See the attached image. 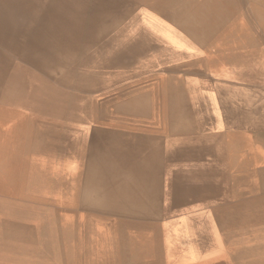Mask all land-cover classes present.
I'll return each instance as SVG.
<instances>
[{"label": "bare ground", "instance_id": "6f19581e", "mask_svg": "<svg viewBox=\"0 0 264 264\" xmlns=\"http://www.w3.org/2000/svg\"><path fill=\"white\" fill-rule=\"evenodd\" d=\"M110 1L115 8L120 4L142 7L157 19L156 30L162 37L154 42L156 37L137 33L135 39H127L119 29L110 37L112 48H118L114 60L122 63L139 53L140 59L160 61L165 48L153 46L167 42L183 50L166 62H173L169 66L185 70L186 75H168L171 72L165 68L169 66L136 77L132 71L127 75L132 77L104 90L85 93L87 96L74 93L72 97L82 103L83 111L77 105L61 106L64 109L57 112L65 115L64 120L58 118L61 121L45 134L40 132L41 136L31 138L30 131L45 125L51 128L49 115L45 120L42 116L28 120L24 126L12 123L13 133L2 130L0 264H264V233L258 231L264 204L258 206L257 197L158 220L163 211L160 179L169 171L168 162L173 167L184 166V158L192 159L187 167L169 171L173 181L169 188L173 189L167 193H171L172 207L216 200L237 185L258 187L257 174L248 169L254 161L248 157L252 151L248 149L246 157H241L246 151H235L224 160L227 153L221 145L234 127L264 124L263 103L258 101L254 112L246 97L255 93L249 85L211 81L193 72L197 67L203 69L202 61L208 62L204 68L209 72L218 69L221 76L226 73L231 78L236 76L230 70L232 65L239 73L253 65L251 69L262 72L264 0H249L255 25L259 23L258 33L245 20L240 0ZM2 8L0 27L13 30L18 24L14 12L5 13ZM18 22L27 29L32 25ZM18 38L34 46L38 41L24 33ZM10 54L0 48V105H22L35 115L55 110L51 104L57 101L52 94L49 98L32 86L29 68ZM16 88L20 95L12 101ZM256 95L264 98V91L258 87ZM167 104L192 122L185 125L191 132L166 134ZM67 121H74L77 129L70 128ZM0 128L5 126L0 124ZM243 165L248 170L242 171ZM17 166L20 170L14 171ZM62 169H68L67 174L70 171L72 183L66 182ZM263 171L261 168L260 173ZM232 172L246 182L237 180ZM54 180L59 184L55 192L41 198L39 190L45 186L41 182L50 186ZM67 187L65 202H60L58 194ZM46 202L48 206L43 205ZM144 216L148 220L143 221Z\"/></svg>", "mask_w": 264, "mask_h": 264}, {"label": "rangeland", "instance_id": "374dc122", "mask_svg": "<svg viewBox=\"0 0 264 264\" xmlns=\"http://www.w3.org/2000/svg\"><path fill=\"white\" fill-rule=\"evenodd\" d=\"M239 3L243 10L242 14L245 20L249 21L250 23L252 22L251 24L258 33V29L260 27H259V23L258 24L256 23L255 25L254 12L251 10L249 6L250 1L240 0ZM97 5H100V8L96 7ZM115 7H114V2L110 0H55L52 3H48L45 0H18V1L0 0V8H2L1 10L4 9L5 13L7 11H11V12L13 11L14 19L16 23H18L13 30L7 29L6 27H0V37H1L0 48L5 52H7L8 54L13 53L14 55L13 54L10 55L15 60L23 62L29 68V70L31 71L30 73L32 74L31 76H28L29 77L28 81L32 84V86H36L42 89L43 92H45L46 95H48V97L49 94H52L51 95L52 100L57 101L56 103L52 102L51 104L52 106H55L57 109L54 108L55 110H46L48 111V113H46V111L39 110L40 111L39 115H35L37 113L32 114V112H30L28 108L22 105L21 106H15L13 104L4 105V106L0 105V124L5 126L4 129L0 128V134H2V130L3 132L9 130L13 133L12 131L13 129L11 127L12 123L13 126H16L14 124H20V125L22 124V126H24L25 125L24 123H27L28 120L34 118L40 120L39 116L40 117L42 116L41 118L45 120L44 118L47 115H49L48 123L49 126H51V128H48V126L45 125V127H39L33 132L32 130L30 131L31 138L33 134L34 136L36 135L41 136V133H44L45 130L47 129L51 130L53 127H55L57 123L56 121L59 122L61 120H64L63 118L65 117V115L57 112L60 109H64L61 108V106H66L70 104L77 105L76 109H78L79 112L83 111L84 107L82 103H76L78 101L77 100L75 102L77 98L72 97L74 96V93L77 92L78 94L87 96L86 94H89L92 91H95L97 89L104 90V88L106 87L113 86L114 84H119L125 79H129L132 76H127V75L128 74L130 75V72L132 71L134 73L133 75H135L134 77H136V76H140L141 73L147 74L149 72L156 71L161 67L174 64L173 62L168 63L166 62V60L170 61V59L171 60L175 59V57L178 56V52L182 51L183 49L181 50L179 48L170 47L167 42H163L161 45L156 44L155 46H153V48H158V47L165 48L163 54L160 53L159 55L158 59H161L160 61L148 59L147 57L140 59L138 58L139 53H135L131 58L124 60L122 63H119L117 60H114L113 58L115 57L114 56L115 48L114 47L112 48V46H114V42L110 43V37L112 33L116 34L117 32H119V29H122V32L119 33H122V36L127 39L128 38L135 39L136 38L135 35L137 33L138 36H140L141 34H147V35L149 34L151 38L156 37L157 40L155 38H152L154 42L157 41L160 42L162 38L158 36L160 33H158L156 30L157 22H158L157 19L152 16L154 18L153 19L146 11L142 9V7L134 6V5L125 7V5L122 4L118 5L117 8ZM33 12L35 15L33 14ZM20 19L23 21H30V23L32 24L30 26V29H27L22 24H20L18 22L21 21ZM21 26L24 29H21L22 28ZM136 26L138 27L136 28ZM19 33H24L26 36L30 38L32 37L34 41L35 40L38 41L35 43V46L31 44L29 45L28 41H24L21 40V38H18ZM260 33L261 31L259 32V34ZM263 35L261 33V39H262L261 43L263 44L262 48L264 50ZM157 36L160 39H158ZM54 41L58 42V44ZM52 43L54 44V47ZM117 49L118 48L116 47L115 52L118 51ZM43 59H45L46 61ZM34 62L36 65L34 64ZM154 62H158V64ZM201 63L203 69L201 67H197L196 68L197 72H193V73H199L201 77L202 76L208 77L210 78L211 81H216V82L222 81L223 83L224 82L231 84L234 83L235 85L236 83L241 81V83H244L247 86L249 85L248 86L250 87L249 90L255 92L252 95L248 94V96H246L252 101L253 104V108L251 107L252 110L254 109V112L257 111L258 101L261 102L260 104L263 103L264 105V98L258 99V95H256V92H258V87L259 89L264 91V67L261 73H257L258 72L257 67L251 69L255 65L245 67L244 70L241 71V73H239L240 70L237 67H235V65H232L230 70L234 75H236L235 77L233 76L235 78L234 79L226 75V73L225 75L221 76L222 72L221 70L218 69L213 71L210 70L209 72V69L207 70L204 68V67H208L207 64L208 62L202 61ZM204 63L206 65H204ZM166 69L168 72H171L168 75H175L176 77L181 76V74L186 75L185 70L175 68V66L174 67L169 66L166 67L165 70ZM240 74H242V76ZM9 75L12 78L14 77L12 72ZM224 76L225 78H222ZM65 87L67 90L65 89ZM19 91L20 90L16 88L12 101L18 99V96L20 95ZM166 108H167L165 110L166 122H167L166 127L168 126L167 127L168 133L166 134L170 133L176 136V133L179 135V134L191 132L188 131L191 129L187 130L188 126L185 125L192 122H190V120L185 121L188 119L180 116L179 109H175L173 108V106L168 104ZM55 111L56 113H54ZM19 116L21 117L19 118ZM22 117H24L26 120H24ZM58 118H62V119L59 120ZM175 119H181L180 120L181 122H178ZM67 122L68 124H70L69 125L70 128L77 129V127L72 125L74 121L73 122L67 121ZM175 122H177V124H175ZM248 125L249 126L247 128H242V129H240L238 126H237L238 128L230 127L233 128V130H229L230 134L225 136L226 137L225 143H223L221 146L227 153L224 160L230 159L234 155L233 152L235 151H240V153L246 151L245 152L246 154L243 156L238 154L241 157L248 156V149L250 153L252 151V154L255 157L253 155L248 156L254 160L252 161L253 163H249L248 169L250 172L257 174V176L256 175L255 176H256V180L258 178V184H257L258 187L254 188V186L252 185V188L251 186H247L246 189V187L237 185L234 186L236 187L234 188V190L230 191V194L224 195L222 197H218L216 200L198 202L194 204H185L180 207H172L171 206L172 202L171 203L169 202L171 193H167L168 191H171L173 189V188L171 189L169 188V185H172L173 182L171 175L169 174V171L173 172L175 168H185V166L187 167V165L189 164V162L192 161V159L184 158L183 162H181V164L183 163L184 166L180 164L179 165L176 164L175 167H173L172 163L168 162L166 166L169 169V171L167 172L166 175L165 173L162 174L160 179L159 196H160V206L163 211L160 212V216L158 220L175 218L177 216L195 213L196 211L207 208H213L216 206H228L237 203L240 200L244 201L251 199L253 197L258 198V201L260 202L258 203V206H260V204L262 203L264 204V181H260V179H264V176L259 177L260 175H264V171L263 173H260L261 168H263L264 170V155L262 156V153L264 154V124L260 122L258 126L254 124H248ZM194 131L196 130H193V132ZM231 131H233V133ZM11 136H13V134ZM14 159H15L14 161L17 160V152L14 155ZM64 162L66 163V160H64ZM246 167L247 165H243L241 170L245 171L247 169ZM204 169L207 168L204 167ZM13 170L19 171L20 168L18 166L16 168L13 167ZM67 170L65 171L62 169V172L65 173V177L68 179L66 180V182H68L71 179L69 177L70 171H68L69 174H67L66 173ZM230 174H233V176L237 180L241 182H246L245 180H242V177L240 178L238 175H235L234 172ZM41 183L45 185L42 187V189L39 190V193L42 195L41 198L49 197L47 195H50L51 193L55 192L57 185H59L56 180H54L53 184L50 186L47 185V182L45 183L41 182ZM68 183H72V181H69ZM68 190L69 188L67 187L65 188L64 191H60V194H58L59 196L57 198L60 202L64 201L63 198L66 197ZM244 190H246V192H244ZM0 191H1V187H0ZM12 191L14 192L15 190ZM57 193L59 192L57 191ZM43 205L48 206V203L46 202ZM143 218H142L143 221L148 220V216H144ZM262 221H263L262 228L260 229L259 226L258 231L259 232L261 231L262 233L263 230L264 233V218Z\"/></svg>", "mask_w": 264, "mask_h": 264}]
</instances>
